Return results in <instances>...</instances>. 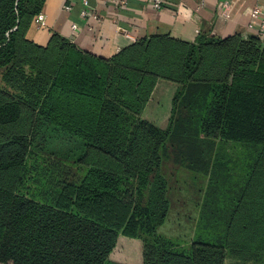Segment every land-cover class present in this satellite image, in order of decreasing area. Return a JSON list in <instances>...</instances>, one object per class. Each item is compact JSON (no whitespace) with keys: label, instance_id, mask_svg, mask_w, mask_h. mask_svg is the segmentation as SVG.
<instances>
[{"label":"trees","instance_id":"16d2710c","mask_svg":"<svg viewBox=\"0 0 264 264\" xmlns=\"http://www.w3.org/2000/svg\"><path fill=\"white\" fill-rule=\"evenodd\" d=\"M45 2L0 0V172L20 167L0 182V264H118L120 235L143 242L144 264H223L230 240L262 243L264 37L155 33L103 57L58 33L46 46L27 39ZM159 79L177 85L166 128L142 115ZM26 112V128L7 127ZM169 142L207 177L189 248L158 233Z\"/></svg>","mask_w":264,"mask_h":264},{"label":"crops","instance_id":"0c3cea01","mask_svg":"<svg viewBox=\"0 0 264 264\" xmlns=\"http://www.w3.org/2000/svg\"><path fill=\"white\" fill-rule=\"evenodd\" d=\"M89 1V9L96 18L81 15L84 8L81 0H46L41 11L46 26L39 27L34 17L24 30L26 38L46 46L52 34L58 33L83 51L111 57L123 47L155 33H170L187 41H194L201 34L215 37L241 35L243 38L256 34L257 21L251 18V12L257 0H203L202 5V0H165L166 5L160 10L153 7L152 0ZM225 1L228 6L223 5ZM260 3L264 7V0ZM67 4L73 6L72 11L65 9ZM72 23L79 24L78 30L72 29ZM163 82L165 90H161L160 96L167 98L166 125L161 123L165 116L146 118L166 128L177 85L171 81ZM156 106L163 107L158 103ZM121 236L116 244L117 247L120 243V257H114L115 247L110 259L118 264H144L143 242L137 238L122 240Z\"/></svg>","mask_w":264,"mask_h":264},{"label":"rangeland","instance_id":"374dc122","mask_svg":"<svg viewBox=\"0 0 264 264\" xmlns=\"http://www.w3.org/2000/svg\"><path fill=\"white\" fill-rule=\"evenodd\" d=\"M163 81L166 80H157L155 86L153 87V90L150 93V98L142 112V115L145 119H147L146 117L148 116L153 119H156V116H165L163 119L164 122L162 121L161 123L162 125H166V116L169 113V111L166 112V110H168L167 98L160 96L161 90H165V84ZM3 84V71L0 70V85ZM157 103L163 106L162 109L156 106ZM28 116V112L24 113L22 119L7 127L18 130L26 128V126H28V123L26 121L28 119ZM0 139L2 138L0 137ZM177 148L178 147L174 143L172 144L171 142H169L167 154L163 155L162 173L169 181L168 196L171 207L167 220L162 226L158 228V233L162 236L173 239L174 241L179 243L180 247L182 248H189L195 238L197 223L200 217V208L203 202V195L207 180L205 178V174H203L202 171H198L197 169H195V163H192L191 161H178L179 154L177 153ZM86 159L90 163H96L117 170H123L120 164L106 157H102L94 152L87 153ZM19 172L20 167H16L7 171H1L0 182L6 183L7 185H13L15 178L17 177ZM135 183V185L138 187L139 181L136 180ZM146 200L147 190H142L140 192L138 191L137 205L140 207V209L145 207ZM261 202L262 201H259L257 205H260ZM227 204L228 202H225L224 208L227 206ZM261 206L264 207V203H262ZM226 209H229V206H227ZM148 230L149 227L147 225L142 230L141 234L144 241H150L152 239ZM120 238L122 240H126L130 239L131 237L122 235ZM234 244H236L235 247L238 248V245H240L241 248L237 249L233 246L232 248H229L224 255L223 264H260L264 259V241L262 243L258 242L257 240L255 242L249 243H235V241L232 242L230 240V245ZM245 244L248 247H245ZM261 244L262 248L259 249V246ZM256 252L261 254H256ZM120 253L121 249L119 243L114 252V257L119 258ZM204 264L215 263L208 262Z\"/></svg>","mask_w":264,"mask_h":264},{"label":"built area","instance_id":"2783aa9c","mask_svg":"<svg viewBox=\"0 0 264 264\" xmlns=\"http://www.w3.org/2000/svg\"><path fill=\"white\" fill-rule=\"evenodd\" d=\"M82 4L84 6L83 10L81 11L82 16H89L93 15V17H97L89 8H90V1L89 0H81ZM261 0H257V3L254 5L252 12H251V18L254 21H257L256 24V34L264 37V7L260 3ZM125 0H121V3H125ZM203 4V0L201 2V5ZM152 5L155 9L160 10L163 9L166 5L165 0H152ZM224 6H228V2L225 1L223 3ZM65 9L67 11H72L73 6L71 4L65 5ZM35 22L39 25V27H45L46 26V19L45 16L42 12H40L36 17H35ZM256 23V22H255ZM255 26V25H254ZM72 29L73 30H78L79 24L78 23H72Z\"/></svg>","mask_w":264,"mask_h":264}]
</instances>
